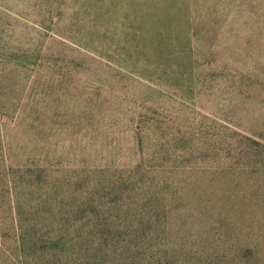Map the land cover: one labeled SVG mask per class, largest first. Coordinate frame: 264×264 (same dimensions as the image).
<instances>
[{"label": "rangeland", "instance_id": "1", "mask_svg": "<svg viewBox=\"0 0 264 264\" xmlns=\"http://www.w3.org/2000/svg\"><path fill=\"white\" fill-rule=\"evenodd\" d=\"M152 194L176 264L262 259L264 0H0V264L102 257Z\"/></svg>", "mask_w": 264, "mask_h": 264}, {"label": "trees", "instance_id": "2", "mask_svg": "<svg viewBox=\"0 0 264 264\" xmlns=\"http://www.w3.org/2000/svg\"><path fill=\"white\" fill-rule=\"evenodd\" d=\"M146 198L128 196L124 199L114 197V202L125 200L124 202H129L141 209V211L135 212L133 216L137 217L145 213L148 226L105 228L97 234L87 235L83 241V247L90 252L95 248L98 252L104 253V256L85 257L81 261L82 264H176L179 261L182 255L177 253L178 246L174 250H170L165 244L162 245L163 240L169 233L166 227L162 228L158 225L160 220L167 216L165 211L161 212L154 209L155 206L161 204L160 198L155 194ZM154 221L157 224H153ZM227 250L228 255H225V257L227 256L228 263L231 251L229 248ZM108 253L111 254V257H109L111 259L107 257ZM242 255L244 256L245 253L240 254V251L237 250L231 263L264 264V255L261 260L249 257L246 262L241 259ZM210 262L211 260L206 257L199 259L197 264H210Z\"/></svg>", "mask_w": 264, "mask_h": 264}]
</instances>
